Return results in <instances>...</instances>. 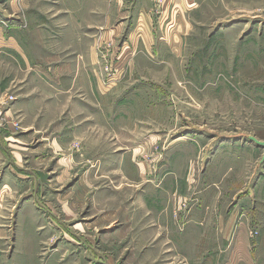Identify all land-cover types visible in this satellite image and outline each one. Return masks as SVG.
I'll list each match as a JSON object with an SVG mask.
<instances>
[{
    "label": "rangeland",
    "instance_id": "obj_1",
    "mask_svg": "<svg viewBox=\"0 0 264 264\" xmlns=\"http://www.w3.org/2000/svg\"><path fill=\"white\" fill-rule=\"evenodd\" d=\"M14 1L0 264H264V0H135L81 77Z\"/></svg>",
    "mask_w": 264,
    "mask_h": 264
},
{
    "label": "crops",
    "instance_id": "obj_2",
    "mask_svg": "<svg viewBox=\"0 0 264 264\" xmlns=\"http://www.w3.org/2000/svg\"><path fill=\"white\" fill-rule=\"evenodd\" d=\"M128 3L136 4L135 0H15L12 9L14 8L15 13H20L22 8L21 12L34 14L36 8V14H53L54 20L60 21V28L53 35L58 38L54 42L57 43L55 49L57 52L75 55L70 61L71 66H68L80 69L79 77H81L84 76L82 70L92 69L95 60H98L99 37L102 38L103 43L105 39H116L123 33L125 21L117 26L113 23L121 19L125 20L126 14H131ZM140 11L141 14L143 11L147 14L146 9L141 8ZM145 19L147 20V17L143 16L142 20ZM85 84L91 85L89 90L93 91V83L87 75ZM231 160L238 162V158L232 157Z\"/></svg>",
    "mask_w": 264,
    "mask_h": 264
},
{
    "label": "water",
    "instance_id": "obj_3",
    "mask_svg": "<svg viewBox=\"0 0 264 264\" xmlns=\"http://www.w3.org/2000/svg\"><path fill=\"white\" fill-rule=\"evenodd\" d=\"M250 139L254 141L257 145L264 148V140H260L256 136H250ZM263 158H264V155H263Z\"/></svg>",
    "mask_w": 264,
    "mask_h": 264
}]
</instances>
